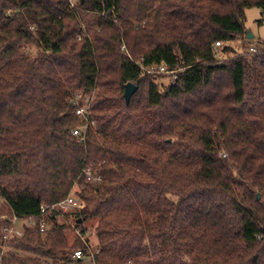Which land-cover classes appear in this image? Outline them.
I'll return each instance as SVG.
<instances>
[{"label":"trees","instance_id":"obj_1","mask_svg":"<svg viewBox=\"0 0 264 264\" xmlns=\"http://www.w3.org/2000/svg\"><path fill=\"white\" fill-rule=\"evenodd\" d=\"M251 7L264 16V0H0V215L37 217L77 193L76 226L98 219L99 250L69 244L53 217L45 232L24 225L0 264H264V41L250 50ZM140 58L181 69L164 85ZM77 94L92 98L87 120ZM87 123L80 142L72 130Z\"/></svg>","mask_w":264,"mask_h":264},{"label":"built area","instance_id":"obj_2","mask_svg":"<svg viewBox=\"0 0 264 264\" xmlns=\"http://www.w3.org/2000/svg\"><path fill=\"white\" fill-rule=\"evenodd\" d=\"M70 6L72 8H76V3L74 0H70ZM221 44L220 42L215 43V47H219ZM123 51L128 54L132 59L133 56H131L128 52V49L126 48L125 45L122 46ZM250 50H255V46H252ZM136 63L139 65L141 71L144 73L148 74H166L169 75L171 81H175L177 77V72L180 71V67L169 69L166 65L164 64H159L157 65H146L144 63V58H140L136 60ZM92 98H86L82 94H77L74 97L71 98V103L72 105H75V114L80 117L81 119L84 118L87 120V117L90 112V101ZM88 126V123L85 126L81 127H76L72 130V133L74 136L78 137V140L82 142L85 139L84 132ZM85 176L88 181L93 182V183H99L101 181L102 176L98 174L92 167L86 166L83 169ZM6 203L1 189H0V207H2ZM85 207V201L80 199L78 196L74 194V192H71L68 194L66 198H64L61 201L58 202H53L52 204L48 203H43L40 208V213L35 216H29V217H24L20 218L17 216L9 218L8 216L5 215H0L1 219H6L8 218L10 221V224H7L2 228V242L0 243V249L2 250V255H4L10 248V241L14 237H22L23 235V226L28 225V226H34L38 225L40 227V230L45 232L47 229L51 218L53 217H58L61 214H74L75 212L81 211ZM22 221H24L22 223ZM88 252L87 255H89L91 258L99 252V250L93 249L92 247H88ZM0 256V257H1ZM85 254L83 250H76L74 252V258L81 259L84 257Z\"/></svg>","mask_w":264,"mask_h":264},{"label":"rangeland","instance_id":"obj_3","mask_svg":"<svg viewBox=\"0 0 264 264\" xmlns=\"http://www.w3.org/2000/svg\"><path fill=\"white\" fill-rule=\"evenodd\" d=\"M75 3L77 0H74ZM264 16L262 15L261 9L258 7H251L246 9L245 11V25L251 34H253V37L251 41L253 42L252 46H256L258 42L264 41V22H261ZM248 40H242L237 39L232 45L235 48H238L239 50H243L244 47L247 45ZM246 44V45H245ZM221 46V45H220ZM38 52V48H34L33 53L36 55ZM218 56H221L222 54L217 53ZM131 55V54H130ZM133 56V55H131ZM134 59L138 56H133ZM220 58V57H219ZM158 83L168 84L171 82V79L166 78L165 76H159L157 78ZM79 185L76 184L73 188L74 191H77ZM76 196L77 193H74ZM75 214H61L57 217V220L60 224H65V230L68 237L69 244L74 243L76 239L81 241L84 246L92 247L93 249H96L98 247V240L96 235L95 227L97 225L98 219H89L86 220L84 223L81 224V226H76L75 222ZM24 221H22L23 223ZM81 227L86 229L85 234L82 233ZM40 261L42 264H54L50 259L41 257ZM88 258L83 259L82 262L74 260L71 264H93L91 263Z\"/></svg>","mask_w":264,"mask_h":264},{"label":"water","instance_id":"obj_4","mask_svg":"<svg viewBox=\"0 0 264 264\" xmlns=\"http://www.w3.org/2000/svg\"><path fill=\"white\" fill-rule=\"evenodd\" d=\"M247 37L249 39H252L253 37V34H251L250 32L247 31ZM125 92H124V98H125V101L126 103L129 102L131 96L133 95V93H135L138 89L137 85L133 82H128L126 85H125ZM259 197V196H258Z\"/></svg>","mask_w":264,"mask_h":264}]
</instances>
